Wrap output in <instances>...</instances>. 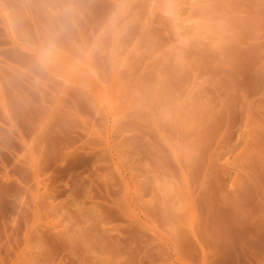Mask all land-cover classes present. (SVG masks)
<instances>
[{"label": "rangeland", "instance_id": "obj_1", "mask_svg": "<svg viewBox=\"0 0 264 264\" xmlns=\"http://www.w3.org/2000/svg\"><path fill=\"white\" fill-rule=\"evenodd\" d=\"M0 264H264V0H0Z\"/></svg>", "mask_w": 264, "mask_h": 264}]
</instances>
